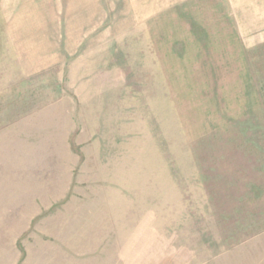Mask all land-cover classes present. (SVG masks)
<instances>
[{
	"label": "rangeland",
	"instance_id": "1",
	"mask_svg": "<svg viewBox=\"0 0 264 264\" xmlns=\"http://www.w3.org/2000/svg\"><path fill=\"white\" fill-rule=\"evenodd\" d=\"M264 0H0V264H264Z\"/></svg>",
	"mask_w": 264,
	"mask_h": 264
},
{
	"label": "trees",
	"instance_id": "2",
	"mask_svg": "<svg viewBox=\"0 0 264 264\" xmlns=\"http://www.w3.org/2000/svg\"><path fill=\"white\" fill-rule=\"evenodd\" d=\"M262 65H260L258 68H256L253 72H252V78L253 79H257V81H259V79H263L264 80V75L262 74Z\"/></svg>",
	"mask_w": 264,
	"mask_h": 264
}]
</instances>
